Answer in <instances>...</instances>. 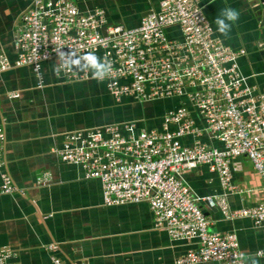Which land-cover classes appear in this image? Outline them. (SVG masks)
Returning <instances> with one entry per match:
<instances>
[{
	"label": "built area",
	"instance_id": "2783aa9c",
	"mask_svg": "<svg viewBox=\"0 0 264 264\" xmlns=\"http://www.w3.org/2000/svg\"><path fill=\"white\" fill-rule=\"evenodd\" d=\"M24 1L14 38L16 57L11 63L0 53V71L29 65L41 84V64L53 60L61 77L101 80L117 100L187 101L163 114L161 129L136 120L79 128L68 132L54 153L79 165L85 177L100 179L104 203L146 201L154 224L169 237L194 240L176 264H247L236 234L210 230L212 221L201 206L216 207L225 218L249 217L264 225V198L237 209L227 202L229 193L250 191L231 180L230 160L236 156L250 160L264 191V92H256L238 70L236 59L244 50L231 49L213 35L198 0H159L157 9L132 28L107 24L102 8L82 10L81 0ZM173 26L180 38L166 33ZM61 51L80 56L101 51L110 71L96 78L87 69L64 70ZM192 111L201 115L203 126L196 125ZM203 134L220 147L203 143ZM187 135L193 138L189 145L181 142ZM4 140L0 126V168L5 164ZM198 165L218 175L219 193L198 195L184 181L183 174ZM0 190H16L6 170L1 171ZM256 253L264 256V248ZM11 257V251L0 249V264H12Z\"/></svg>",
	"mask_w": 264,
	"mask_h": 264
},
{
	"label": "crops",
	"instance_id": "0c3cea01",
	"mask_svg": "<svg viewBox=\"0 0 264 264\" xmlns=\"http://www.w3.org/2000/svg\"><path fill=\"white\" fill-rule=\"evenodd\" d=\"M198 2L213 35L231 49L244 50L236 62L246 83L256 92H264V15L259 3L256 0ZM158 3L159 0H81L78 6L82 10L100 7L107 24L132 28L156 10ZM24 7V0H0V53L11 63L16 57L14 38ZM225 7L239 13L226 35L217 32L215 24V18ZM166 33L171 38L181 37L176 26L167 28ZM94 53L101 58V51ZM41 71V84L29 65H12L0 71V126L5 136L0 185L1 171L6 170L16 187L11 193L0 190V249L11 251L12 264H54V257L64 264H176V259L194 240L169 237L164 227L154 224L146 201L104 203L100 179L85 177L79 165L62 161L53 151L63 145L68 132L103 124L92 122L79 108L85 105L86 111L91 98L104 93L113 98L105 83L93 78L66 80L57 73L53 60L43 61ZM10 92L18 95L10 97ZM177 99L178 106L186 103L184 97ZM123 101L126 107L135 108V115L127 119L146 117L140 109L142 103L137 107L130 100L120 102ZM164 113L148 128L161 129ZM192 115L196 125H204L201 115L194 111ZM192 140L188 135L181 138L186 145ZM200 140L220 147L205 134ZM230 168L232 182L250 189L229 193L230 208L253 206L262 201L260 177L250 160L244 155L233 157ZM183 178L198 195L221 191L218 175L206 165L185 172ZM203 209L212 221L210 230L236 234L247 264H264V256L256 253L264 248V225L255 224L249 217L225 218L218 208L206 204Z\"/></svg>",
	"mask_w": 264,
	"mask_h": 264
},
{
	"label": "rangeland",
	"instance_id": "374dc122",
	"mask_svg": "<svg viewBox=\"0 0 264 264\" xmlns=\"http://www.w3.org/2000/svg\"><path fill=\"white\" fill-rule=\"evenodd\" d=\"M92 102L89 106V109L84 111V106L79 108L80 111H83L84 115H87L92 122H101V123H110L116 122L123 119H127L131 116H134V109L135 108H128L126 107V103L123 102H116L111 96L107 93L103 95H99L97 97L91 98ZM148 106V105H150ZM179 104V100L177 97L171 98H163L156 100L151 103H146L145 105H141L140 107L142 115L146 116L143 119L140 118L141 126H146L147 128L150 126L155 125V120L159 118V114L163 113L166 110L171 108H177ZM139 109V108H138ZM150 114V115H149ZM156 117H154V116ZM148 117H153V119H149Z\"/></svg>",
	"mask_w": 264,
	"mask_h": 264
},
{
	"label": "clouds",
	"instance_id": "9594fccd",
	"mask_svg": "<svg viewBox=\"0 0 264 264\" xmlns=\"http://www.w3.org/2000/svg\"><path fill=\"white\" fill-rule=\"evenodd\" d=\"M239 13L232 7L222 9L221 15L215 18L216 31L226 35L232 24L237 21ZM62 59L61 67L67 71L90 70L96 78H103L110 71V65L105 63L94 52H87L82 56L71 52H60Z\"/></svg>",
	"mask_w": 264,
	"mask_h": 264
},
{
	"label": "water",
	"instance_id": "95a60500",
	"mask_svg": "<svg viewBox=\"0 0 264 264\" xmlns=\"http://www.w3.org/2000/svg\"><path fill=\"white\" fill-rule=\"evenodd\" d=\"M261 2H264V0H256V3H259V7L262 8V13H263V15H264V4L262 5ZM113 98H114V97H113ZM114 99H115V98H114ZM126 99H127V100H130V101H132V102H134L135 106H137V107H139L138 105H140L141 103H142L141 105H145L146 103H149V101H146V102H140V101L134 99L133 97H122V98L119 99V100L115 99V101H116V102H120V101H122V100H126ZM185 104H187V101H186ZM175 109H176V108H175ZM171 110H174V109H171ZM166 112H167V111H166ZM129 120H136L137 124H140V122H141L140 118L126 119V120L116 121V122H123V121H129ZM110 123H112V122H110ZM140 125H141V124H140ZM143 126H144V125H143ZM201 206H202V208H203V203L201 204ZM210 208L215 209L216 207H210ZM203 211H204V209H203ZM204 213L207 214L205 211H204Z\"/></svg>",
	"mask_w": 264,
	"mask_h": 264
}]
</instances>
